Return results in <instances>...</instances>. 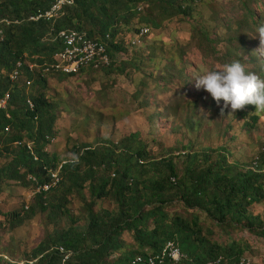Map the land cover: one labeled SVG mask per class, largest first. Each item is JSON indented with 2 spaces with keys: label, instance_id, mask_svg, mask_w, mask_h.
<instances>
[{
  "label": "trees",
  "instance_id": "obj_1",
  "mask_svg": "<svg viewBox=\"0 0 264 264\" xmlns=\"http://www.w3.org/2000/svg\"><path fill=\"white\" fill-rule=\"evenodd\" d=\"M57 1L0 0V20L11 21L0 24L4 33L0 34V99L12 93L8 108L0 110V157H11L8 164L0 166V194L9 181H28L35 189L34 199L40 211L50 208L53 214L69 218L67 195L86 190L89 197L85 203V228L74 225L72 220L67 228L46 235L32 251L36 264H134L137 256L159 253L170 241L185 256L178 264H207L218 258L221 264H239L247 247L233 240L215 241L213 229L203 227L200 215L222 230L245 228L251 234L264 236L261 217L252 213V207L264 201V152L259 153L256 166L232 162L231 152L224 147L182 153L177 156L185 158L180 170L174 158L152 157L138 134L132 133L120 144L105 139L96 147L82 146L75 159L61 166L56 186L37 192L50 181L45 167L55 170L60 161L46 151L50 145L47 137L54 139L56 135L57 115L55 105L44 93L25 94L26 80L32 79L33 86L45 88L51 77L64 79L77 74L41 78L25 71L26 77L12 82L9 75L21 57L30 53L51 58L64 48L58 33L76 29L104 42L112 59L108 67H87L78 74L89 69H111L128 61V50L143 46L131 45L141 27L126 40L120 38L123 28L129 31L137 19L159 28L164 19L191 14V9L179 0H75L73 6L64 8L60 19L30 20L49 11ZM154 9L159 10L160 20L151 15ZM146 10L149 15L143 16ZM250 109L255 106L246 105L239 110V117L245 118ZM251 119L255 124L258 115ZM18 141L35 142L39 160L27 145L17 146ZM102 199H112L116 210L94 211L96 202ZM176 203L192 213L171 214L168 207ZM30 209V202L25 203L24 210ZM10 220L13 227H18L24 218L15 213ZM126 233L131 234L134 245L126 242ZM59 248L69 254L64 262ZM0 264L13 263L4 262L1 256Z\"/></svg>",
  "mask_w": 264,
  "mask_h": 264
},
{
  "label": "rangeland",
  "instance_id": "obj_2",
  "mask_svg": "<svg viewBox=\"0 0 264 264\" xmlns=\"http://www.w3.org/2000/svg\"><path fill=\"white\" fill-rule=\"evenodd\" d=\"M179 2L191 9V16L164 19L159 28L137 19L129 31L123 28L122 40L139 27L151 28L142 47L128 50L126 63L107 70L89 69L64 79L51 77L45 88L37 85L26 89L25 94L31 96L44 93L55 105L56 135L46 147L48 153L60 161L75 159L84 145L96 147L105 139L120 144L137 133L152 157L174 158L180 170L185 158L177 157L179 154L222 147L231 152L232 162L254 164L264 147V112L250 109L242 118L239 110L229 115V108L222 116L223 101L218 106L207 92L197 89L194 75L239 60L247 71L264 80V50L260 51L256 34L264 25V0ZM147 11L142 15H149ZM151 15L160 20L158 9L151 10ZM254 114L258 115L255 124L251 119ZM10 161L7 155L0 157V166ZM34 190L28 181H9L0 194V257L9 258L3 257L4 262L36 264L32 251L46 235L67 228L72 220L81 229L86 226V190L67 195L70 218L53 214L50 208L40 211ZM29 202L31 209L25 211L24 204ZM104 209L115 211V202L97 201L94 211ZM168 210L183 216L192 213L177 203ZM15 213L24 218L18 227L11 225ZM252 213L264 223V201L255 204ZM200 221L204 228L213 229L215 241H236L247 247L244 259L262 264L264 236L245 228L222 230L204 214ZM124 239L134 245L131 234L126 233Z\"/></svg>",
  "mask_w": 264,
  "mask_h": 264
},
{
  "label": "built area",
  "instance_id": "obj_3",
  "mask_svg": "<svg viewBox=\"0 0 264 264\" xmlns=\"http://www.w3.org/2000/svg\"><path fill=\"white\" fill-rule=\"evenodd\" d=\"M75 0H58L49 11L40 13L36 17H32L30 20L39 21L40 19H46L53 21L60 19L63 14L62 11L67 6H73ZM11 23L10 20H0V24L4 22ZM151 30L148 27H141L140 31L131 39V45L133 47H139L144 45L145 39L149 36ZM0 34L3 33V29L0 28ZM58 38L64 42V48L54 54L51 58H43L38 54L26 53L21 57L17 63L15 69L10 73L9 77L12 82H17L20 79L26 77L24 72L29 71L35 76L41 78L51 75H73L78 74L82 69L87 67H93L94 69H100L102 67H108L112 63V59L108 53L107 45L104 42L93 40L88 38L85 32L78 31L76 29L62 30L58 33ZM122 58H124L122 56ZM24 74V75H23ZM28 78V77H27ZM27 86L30 89L34 80L27 79ZM31 86V87H30ZM12 99V93H6L0 99V110H6ZM29 105L34 108V102L32 99L28 100ZM10 130V129H8ZM47 140L52 144L55 140L47 137ZM17 146L27 145L28 149L35 156L38 161L39 156L35 148V142L24 143L23 141L16 142ZM264 152V147L262 151ZM259 155L256 157V161L253 165H257ZM57 168L46 169V174L50 176V181L44 183L37 189V192H47L59 182V173L61 166L67 163V160L58 161ZM30 179L36 181V177L31 176ZM29 206H26L28 209ZM60 252L64 254L63 262L69 257L68 253H65L62 248H59ZM5 260H9L8 256L3 255ZM185 256L182 254L180 247L173 241L168 242L164 248L156 254H148L147 257L137 256L134 264H178L183 260ZM222 259L218 258L214 261H210L207 264H221ZM34 262H32L33 264ZM239 264H253L252 260L242 258ZM264 264V259L262 261Z\"/></svg>",
  "mask_w": 264,
  "mask_h": 264
},
{
  "label": "clouds",
  "instance_id": "obj_4",
  "mask_svg": "<svg viewBox=\"0 0 264 264\" xmlns=\"http://www.w3.org/2000/svg\"><path fill=\"white\" fill-rule=\"evenodd\" d=\"M260 51L264 50V25L257 28ZM197 89L207 92L219 106L221 115L230 108L229 115L253 105L257 112H264V80L255 73L247 71L239 61H232L222 68L194 75Z\"/></svg>",
  "mask_w": 264,
  "mask_h": 264
}]
</instances>
